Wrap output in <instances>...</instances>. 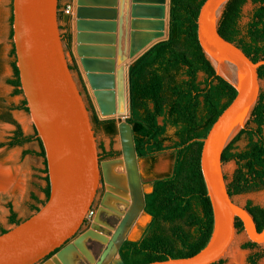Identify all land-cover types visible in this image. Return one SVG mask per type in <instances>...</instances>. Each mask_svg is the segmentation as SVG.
Masks as SVG:
<instances>
[{
    "label": "water",
    "instance_id": "95a60500",
    "mask_svg": "<svg viewBox=\"0 0 264 264\" xmlns=\"http://www.w3.org/2000/svg\"><path fill=\"white\" fill-rule=\"evenodd\" d=\"M229 1L205 0L197 20L200 45L216 74L237 90L236 97L202 139L201 168L213 209L212 234L206 246L192 256L145 264H214L230 250L238 232L237 219L242 221L251 242L264 243V228L259 231L252 214L229 194L223 171V151L246 127L258 101L259 68L264 65V59L254 62L220 34L219 21ZM112 2L115 0L76 1V53L96 100L98 85L103 86L109 76L95 73L104 70L100 60L116 56L114 22L102 20L97 13L103 12V6L114 7ZM12 14L21 88L45 149L50 195L38 211L0 234V264H38L81 228L101 185L102 162L90 109L66 55L59 0H12ZM130 16L129 55L133 63L154 44L168 38L170 0L168 22L166 0H131ZM107 24L111 26L105 31L108 33H100L104 32L100 27ZM98 109L101 119L115 118L101 113L100 104ZM107 251L96 264H101ZM43 264L54 263L50 259ZM118 264L125 262L120 259Z\"/></svg>",
    "mask_w": 264,
    "mask_h": 264
},
{
    "label": "trees",
    "instance_id": "16d2710c",
    "mask_svg": "<svg viewBox=\"0 0 264 264\" xmlns=\"http://www.w3.org/2000/svg\"><path fill=\"white\" fill-rule=\"evenodd\" d=\"M204 2L170 0L168 38L150 47L128 68L130 115L126 122L131 126L138 161L147 158L155 164L159 155L170 150L173 165L169 172L153 180L151 190L144 194L143 210L151 220L140 238H126L121 243L118 254L125 264L192 256L206 246L212 234L213 209L201 168L202 139L236 97L237 90L216 74L200 45L197 20ZM247 2L230 0L218 30L257 62L264 59V0H252L256 7L246 26L241 27L243 7ZM10 22L13 40V14ZM66 28L67 32L62 34L63 41L71 49L73 36L70 28ZM11 55L14 57L11 62L13 75L7 83L14 88L11 96H23L14 44ZM70 66L73 71H78L75 61ZM259 78L264 80V65L259 68ZM26 104L24 97L18 105L0 100V121L16 127L8 141L0 142V148L38 142L39 151H25V154L33 153L44 159L45 199L40 200L32 194L36 202L32 209L36 212L39 204L43 205L49 198L50 183L45 149L35 127L33 134H26L12 116L14 110L29 113ZM91 117L95 131L103 130L111 136L117 134L116 120L120 122V119H101L95 111ZM170 129L174 130L172 136L169 135ZM244 136L247 143L239 149L236 143ZM166 142H171V145H166ZM100 148L101 161L121 156L120 151ZM222 160L223 163L235 161L237 165L228 182L232 197L264 189V89L260 91L246 127L224 149ZM245 207L261 231L264 228V205L249 200ZM9 212L11 224L24 221L18 217L12 204H9ZM236 226L239 231L244 230L240 219H237ZM7 231L2 228L0 234ZM253 246L257 243L250 241L244 248ZM262 257V252L251 255L249 263L257 264ZM214 264H224V259Z\"/></svg>",
    "mask_w": 264,
    "mask_h": 264
},
{
    "label": "rangeland",
    "instance_id": "374dc122",
    "mask_svg": "<svg viewBox=\"0 0 264 264\" xmlns=\"http://www.w3.org/2000/svg\"><path fill=\"white\" fill-rule=\"evenodd\" d=\"M255 7L256 5L252 2V0H248L246 5L243 7V16L240 23L241 27L246 26ZM62 15V11L59 7V23L60 26L63 27L61 29V33L63 34L67 32V22L64 21ZM11 16L12 0H0V100L5 99L8 103L18 105L23 99V96H11L14 88L7 83V79L11 78L13 75L11 62L14 60V57L11 55V50L13 47V40L10 37ZM71 18L72 15H69V23ZM72 40L74 41V38ZM73 41L71 49H68L64 43L66 55L70 64H73L75 61V55L73 53ZM74 74L91 114L93 111H95L98 116L102 118L99 109H97L98 107L96 106L97 104L94 97L85 87V83L81 78L79 69L78 71H74ZM202 78L203 74L201 73L200 79ZM261 89H264V80H261ZM12 116L13 119L21 125L26 134L34 133L33 123L30 119L29 113L24 110H14L12 112ZM127 118L128 116L126 119ZM118 119H120L121 122V118ZM120 122L116 120L118 132L114 136L108 135L103 130H96L99 153L102 152V148H100L101 146H103L106 150L113 149L120 151L121 156L117 158V160L120 159L123 154L122 142L118 127ZM14 130V125L8 122L0 121V142L8 141L13 135ZM173 133L174 130L170 129L169 135L172 136ZM246 143L247 139L244 136L236 143V146L240 149L243 148ZM165 144L171 145V142H166ZM26 150L39 151L38 142L33 141L25 144L24 146L15 147H9L6 145L0 148V168L7 170L11 177L10 184L4 189H0V232L2 228L10 229L14 225L9 222V204H12L18 217L21 220H25L35 213V211L32 209V205L36 204V202L32 198V194L34 193L40 200L45 199V194L43 192V188L46 186V181L44 180L46 174L43 172L45 169L44 159L33 153L25 154ZM170 152V150H167L159 155L155 164H151L147 158L138 161L136 155L143 197L145 191H150V182L152 179L164 175L171 170L173 159ZM106 161L108 160H102L101 162L103 163ZM107 167L105 170L102 168L101 185L91 207L94 213L90 217H86L85 220L87 222L84 223L81 231L76 235V237L72 239L65 248L60 250L52 257V261L55 262V264L60 263L55 261V257L57 256L62 258L60 264H96L100 260V257L108 242V238H106V236L109 234V231L104 226L106 219L97 218V213L104 209L103 200L109 186L112 184L110 169H107ZM236 167L237 165L235 161L223 163V171L225 173L227 182L231 180ZM141 173H144L147 179L144 184L141 180ZM233 198L241 206H245L249 200H251L254 204L264 205V189L235 195ZM39 206L41 207L42 205L39 204ZM150 219L151 218L149 215L142 213L140 220L133 227V230L127 235V237L138 239L142 235V232L149 223ZM248 242H250V240L245 231L238 230L230 250L223 258L224 264H250L249 257L259 252L263 253V257L258 261L257 264H264V243L257 244V246L244 248V245H246ZM64 250L66 251L63 252Z\"/></svg>",
    "mask_w": 264,
    "mask_h": 264
},
{
    "label": "bare ground",
    "instance_id": "6f19581e",
    "mask_svg": "<svg viewBox=\"0 0 264 264\" xmlns=\"http://www.w3.org/2000/svg\"><path fill=\"white\" fill-rule=\"evenodd\" d=\"M103 1L104 3H107V0ZM112 3H115L114 7L103 6L101 8L103 9V12L97 13V15L103 18L102 20L114 22L113 33L115 35V40L117 43V36H119L118 0H115V2ZM166 6V22H168V0H166ZM124 13V23H122L123 31L119 41L118 63L116 59L117 55L113 59L101 58L100 61L102 62L99 63V66L102 67L104 70L95 72L98 74L101 73L104 75H109L106 80H103L104 85L101 86L99 84L98 88L96 89L98 99L96 100L94 95L93 97L97 104L96 106L98 107L99 104L102 106L103 112L101 111V113L112 114L115 118H121V122L119 123L118 127L123 151L122 157L120 159H109L108 161L103 162L101 165V168H103L104 170L108 166L107 169H110V175L112 178V184L109 186L108 191L103 200L104 209L97 213L98 219H106V222H104V226L109 231V234L106 236V238H108V242L104 249V251L106 249H108V251L106 257L103 259L101 264L119 263L121 258L120 256H118V248L121 245L122 241L125 239V237H127V235L133 230V227L140 220L144 207V197L142 193L143 190L139 177L138 164L132 139L131 127L129 124L126 123V117L129 115L128 67L133 61V58H131L129 55V32L131 19L130 7V19L128 20V27L126 26V10L124 11ZM109 29H111L110 25H103L100 27V31L102 30L104 32L100 33L106 34L108 32L105 31H108ZM107 59H109L110 61ZM111 80L112 83H110ZM97 101L99 102V104ZM10 182V173H8L7 170H5L4 168H0V189L6 188L10 184ZM55 261L61 263L62 258H60V256H57L55 257Z\"/></svg>",
    "mask_w": 264,
    "mask_h": 264
},
{
    "label": "crops",
    "instance_id": "0c3cea01",
    "mask_svg": "<svg viewBox=\"0 0 264 264\" xmlns=\"http://www.w3.org/2000/svg\"><path fill=\"white\" fill-rule=\"evenodd\" d=\"M76 1L77 0H59V7L62 11L63 19L65 22H67L66 26H68L70 28V31L73 35L74 40H75V33H76V7H77ZM130 3H131V0H118V9H119L118 10L119 11L118 35L119 36H117L118 37L117 43L115 44V48L117 49V51H116L117 52L116 53L117 63H118V56H119V41H120V37H121L122 31H123V24L122 23H124V16H125L124 11L126 10V19H127V25L126 26L128 27V25H129L128 20L130 19V16H129ZM68 6H71V9H70V13L66 14L64 12V10ZM69 15H72L70 23L68 22ZM75 43L76 42L73 41V53L75 55V62L78 65L79 73L81 75V78L84 80L85 87L87 88L89 93L92 94V96H93L92 89L90 88V86L87 82L86 76H85V71L83 70V68L81 66L80 58L75 51L76 50V47H75L76 44Z\"/></svg>",
    "mask_w": 264,
    "mask_h": 264
},
{
    "label": "flooded vegetation",
    "instance_id": "af4514ba",
    "mask_svg": "<svg viewBox=\"0 0 264 264\" xmlns=\"http://www.w3.org/2000/svg\"><path fill=\"white\" fill-rule=\"evenodd\" d=\"M10 124H11V123H10ZM12 125H13V124H12ZM15 129H16V127H15ZM148 170H150V169H148ZM148 172H149V171H148ZM165 174H166V173H165ZM140 176H141L142 183L144 184V183L146 182V180H147L146 177H145V174H144V173H141ZM161 176H163V175H161ZM161 176H158V177H156V178H159V177H161ZM156 178L152 179V181L150 182V185H151V183L153 182V180H155ZM150 190H151V189H150ZM146 192H148V191H145L144 194H145ZM144 205H145V201H144ZM143 209H144V207H143ZM91 211H92V214H93L94 212H93V209H92V208H91ZM143 213H144V210H143ZM92 214H91V215H92ZM144 214H146V213H144ZM91 215H90V216H91ZM90 216H89V217H90ZM150 218H151V217H150ZM150 220H151V219H150ZM86 222H87V221L85 220L84 223H86ZM149 222H150V221H149ZM84 223L82 224V226L84 225ZM147 225H148V224H147ZM82 226H81V228H82ZM81 228H80V229L78 230V232H77V233H76L71 239H69V240H68V241H67V242H66L61 248H59L58 250H56V251L54 252V254H52L50 257L45 258L44 260H42V261L39 262L38 264H43L44 262H46L47 260H50V259L52 260V257H53L55 254H57L60 250H62L63 248H65V247L68 245V243H69L72 239H74V238L76 237V235L81 231ZM145 228H146V227H145ZM142 233H143V232H142ZM140 237H141V236H140ZM140 237H139V238H140ZM126 238H129V237H125V239H126ZM125 239H124V240H125ZM131 239H132V238H131ZM124 240H123V241H124ZM123 241H122V242H123ZM119 247H120V246H119ZM118 249H119V248H118ZM118 255H119V254H118ZM53 263H54V262H53Z\"/></svg>",
    "mask_w": 264,
    "mask_h": 264
},
{
    "label": "built area",
    "instance_id": "2783aa9c",
    "mask_svg": "<svg viewBox=\"0 0 264 264\" xmlns=\"http://www.w3.org/2000/svg\"><path fill=\"white\" fill-rule=\"evenodd\" d=\"M70 9H71V6H68V7L64 10V12H65L66 14H69V13H70ZM91 214H92V211H90V213H89L88 216H90Z\"/></svg>",
    "mask_w": 264,
    "mask_h": 264
}]
</instances>
